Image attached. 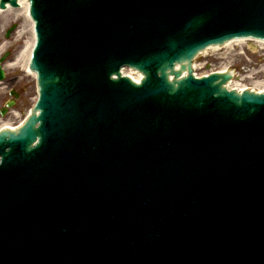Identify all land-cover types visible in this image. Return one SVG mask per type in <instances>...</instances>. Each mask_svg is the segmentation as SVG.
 <instances>
[{
    "label": "water",
    "instance_id": "water-1",
    "mask_svg": "<svg viewBox=\"0 0 264 264\" xmlns=\"http://www.w3.org/2000/svg\"><path fill=\"white\" fill-rule=\"evenodd\" d=\"M29 2L39 98L0 131V264H69L79 247L90 264L83 238L116 264H264V92L225 88L264 87V47L229 40L264 39V0ZM223 42L195 69L233 82L195 78L193 56ZM220 232L218 258L199 239Z\"/></svg>",
    "mask_w": 264,
    "mask_h": 264
},
{
    "label": "rangeland",
    "instance_id": "rangeland-1",
    "mask_svg": "<svg viewBox=\"0 0 264 264\" xmlns=\"http://www.w3.org/2000/svg\"><path fill=\"white\" fill-rule=\"evenodd\" d=\"M23 16L15 18L12 14H0V52L5 47L11 51V55L8 57L5 66L7 77L5 81L0 84V110L5 106L4 102L7 99L5 91L11 87L12 83L17 84L16 90L20 93V98L16 104L8 108L3 115L0 114V126L6 124L17 125L22 122L37 98L35 75H31L27 71L25 62L26 57L18 59L19 53L31 38L30 30L27 32L25 30H23L22 33L20 32L23 23L26 22ZM10 24L16 25L14 28L15 30L9 34L8 38L4 39L2 37L3 30L5 27L9 28Z\"/></svg>",
    "mask_w": 264,
    "mask_h": 264
},
{
    "label": "bare ground",
    "instance_id": "bare-ground-1",
    "mask_svg": "<svg viewBox=\"0 0 264 264\" xmlns=\"http://www.w3.org/2000/svg\"><path fill=\"white\" fill-rule=\"evenodd\" d=\"M19 4H20V8L19 9H12V8L7 7L5 10H0V14H2V15H10V14H12V16L15 17V18H18L19 16L22 17L24 15L23 17H25L26 22L23 23V27H22L20 32L22 33L23 30H25L26 32L28 30H30L31 31V38L28 41L27 45L19 53L18 59H21V57L22 58L26 57V61L25 62H26V68H27V63H28V60L30 58L31 49H32L33 44H34L33 24L30 21V19L28 18V14H27L28 3L26 2V0H19ZM28 27H29V29H28ZM27 71L29 72V74L33 75V73L31 71H29L28 69H27ZM4 127L13 128L9 124L4 125Z\"/></svg>",
    "mask_w": 264,
    "mask_h": 264
}]
</instances>
